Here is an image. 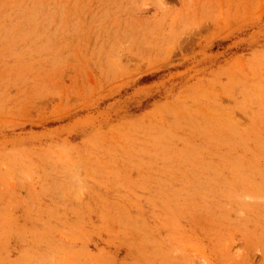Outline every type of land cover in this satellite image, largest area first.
I'll use <instances>...</instances> for the list:
<instances>
[{
  "label": "rangeland",
  "instance_id": "rangeland-1",
  "mask_svg": "<svg viewBox=\"0 0 264 264\" xmlns=\"http://www.w3.org/2000/svg\"><path fill=\"white\" fill-rule=\"evenodd\" d=\"M0 264H264V0H0Z\"/></svg>",
  "mask_w": 264,
  "mask_h": 264
}]
</instances>
